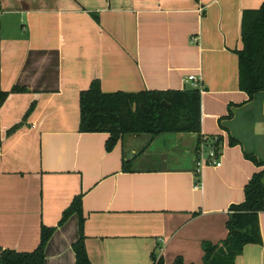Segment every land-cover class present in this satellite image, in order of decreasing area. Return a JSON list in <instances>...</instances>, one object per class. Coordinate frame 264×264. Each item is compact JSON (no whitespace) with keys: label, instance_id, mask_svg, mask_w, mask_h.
I'll list each match as a JSON object with an SVG mask.
<instances>
[{"label":"crops","instance_id":"1","mask_svg":"<svg viewBox=\"0 0 264 264\" xmlns=\"http://www.w3.org/2000/svg\"><path fill=\"white\" fill-rule=\"evenodd\" d=\"M263 2L0 0V88L9 93L0 106V249L32 252L41 227L53 228L43 264H76L79 218L59 222L82 196L90 264H151L155 252L164 264H203L205 247L227 239L230 206L264 169L244 157L264 159V95L249 102L239 89L236 55L242 13ZM189 76L201 87V136L222 138L220 167L195 176L191 134L146 141L141 150L160 147L173 164L138 168L133 137L107 151L109 134L79 132V95L93 82L104 94L184 91ZM230 106L223 125L235 146L218 124ZM258 224L261 244L234 264H264V212Z\"/></svg>","mask_w":264,"mask_h":264},{"label":"trees","instance_id":"2","mask_svg":"<svg viewBox=\"0 0 264 264\" xmlns=\"http://www.w3.org/2000/svg\"><path fill=\"white\" fill-rule=\"evenodd\" d=\"M241 50L238 57L239 89L245 92L249 102L264 95V2L257 10L244 11L240 22ZM24 89L14 88L11 93H22ZM9 93L0 88V106ZM229 107L228 116L218 121L219 127L228 134V146H235L238 140L231 136L223 122L233 116ZM80 133H107L106 150L127 136H148L150 143L163 135L191 134L196 138V149L202 140L200 130V90L145 91L135 94H104L97 82L79 95ZM14 130V129H12ZM11 130V131H12ZM216 151L222 149L221 137L206 138ZM1 145V136H0ZM195 149V150H196ZM244 157L257 168H264V159L244 152ZM197 176V175H196ZM198 177V176H197ZM82 196L76 197L62 215L59 225L70 216L79 218V239L72 246L76 264H90L82 233ZM264 212V169L255 173L244 188L241 204L229 208L226 223L228 236L220 248L207 245L203 264H234L246 245H260L258 215ZM54 232L53 228L41 227L37 248L29 253L0 249V264H43L44 250ZM151 264H164L157 252L151 255ZM174 264H183L177 260Z\"/></svg>","mask_w":264,"mask_h":264},{"label":"built area","instance_id":"3","mask_svg":"<svg viewBox=\"0 0 264 264\" xmlns=\"http://www.w3.org/2000/svg\"><path fill=\"white\" fill-rule=\"evenodd\" d=\"M194 41V39H193ZM186 83L192 86V89L201 90L199 80L193 76H189L186 79ZM206 138H202L199 147L194 152V165L195 170L193 173L198 175V173L205 167H215L221 166V151H216L215 148L206 142ZM199 184L194 186V189H198Z\"/></svg>","mask_w":264,"mask_h":264},{"label":"rangeland","instance_id":"4","mask_svg":"<svg viewBox=\"0 0 264 264\" xmlns=\"http://www.w3.org/2000/svg\"><path fill=\"white\" fill-rule=\"evenodd\" d=\"M263 95H259L257 98L260 101L262 99ZM172 137L174 135H163L161 137ZM133 136H127V137H123L122 139H128V138H132ZM132 139H134V142H132L134 144V148L138 151V156H137V160L134 162H131V166L134 167H138V168H151V167H163V166H171L173 163L169 160V159H173L172 157H170L168 160V162H162L160 157H161V153H160V147H157V153L155 155L151 154V150H141L142 147H144L143 145L145 144L146 141H148L150 138L148 136H138V137H133ZM244 142H246V139L243 140ZM145 153V154H143Z\"/></svg>","mask_w":264,"mask_h":264}]
</instances>
